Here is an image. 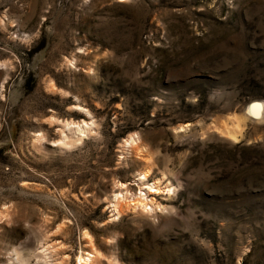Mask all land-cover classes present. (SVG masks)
I'll return each mask as SVG.
<instances>
[{
    "label": "rangeland",
    "instance_id": "rangeland-1",
    "mask_svg": "<svg viewBox=\"0 0 264 264\" xmlns=\"http://www.w3.org/2000/svg\"><path fill=\"white\" fill-rule=\"evenodd\" d=\"M257 103L264 0H0V264H264Z\"/></svg>",
    "mask_w": 264,
    "mask_h": 264
},
{
    "label": "bare ground",
    "instance_id": "bare-ground-1",
    "mask_svg": "<svg viewBox=\"0 0 264 264\" xmlns=\"http://www.w3.org/2000/svg\"><path fill=\"white\" fill-rule=\"evenodd\" d=\"M264 107H262L260 104H253L250 106L249 108V117L250 118H256L257 120H261L264 118ZM234 116V115H233ZM232 118H229L228 121H224V122H220L218 123V125H216L215 127H213V129H215L216 131H219L220 134H222L223 136L227 137L228 139H230L233 142H238L240 140L241 137H243L244 132V124L243 122L246 121L244 118L245 117H237V114ZM252 116V117H251ZM246 126V125H245ZM82 133V132H81ZM129 144H134L137 142V140L135 139V137H131L129 139ZM136 149H138V144L135 145ZM147 174H144L142 179L143 181H145L147 179ZM155 191L158 192V188H155ZM171 190L169 189V192ZM126 195L123 194H119L118 196H116V200L118 205L115 206L114 211L116 216L119 215L120 211L118 209V206H120V208H122L123 204H126L128 206H132L133 208H138L141 204V202L139 201H132V202H126ZM144 206H146V204H144ZM91 256L94 257L96 255H94V253H91ZM92 257H90L89 261H84L82 257H80L78 259L79 264H88L89 262H91Z\"/></svg>",
    "mask_w": 264,
    "mask_h": 264
},
{
    "label": "water",
    "instance_id": "water-1",
    "mask_svg": "<svg viewBox=\"0 0 264 264\" xmlns=\"http://www.w3.org/2000/svg\"><path fill=\"white\" fill-rule=\"evenodd\" d=\"M246 136V135H245Z\"/></svg>",
    "mask_w": 264,
    "mask_h": 264
}]
</instances>
